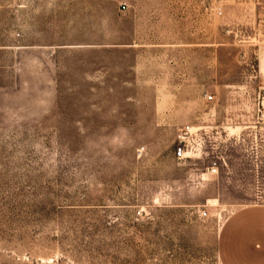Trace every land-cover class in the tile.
<instances>
[{
    "label": "rangeland",
    "instance_id": "374dc122",
    "mask_svg": "<svg viewBox=\"0 0 264 264\" xmlns=\"http://www.w3.org/2000/svg\"><path fill=\"white\" fill-rule=\"evenodd\" d=\"M205 8L211 45L181 39L171 81L182 98L203 84L212 98L157 104L171 118L155 133L75 118L134 105L63 103L60 70L51 94L27 68L0 70V264H220L224 220L264 204V0ZM186 125L196 134L178 160Z\"/></svg>",
    "mask_w": 264,
    "mask_h": 264
},
{
    "label": "crops",
    "instance_id": "0c3cea01",
    "mask_svg": "<svg viewBox=\"0 0 264 264\" xmlns=\"http://www.w3.org/2000/svg\"><path fill=\"white\" fill-rule=\"evenodd\" d=\"M208 17L205 0H6L0 3V70L19 76L27 68L44 94H51L60 70L63 103L134 105L129 112L93 107L75 118L132 129L112 133H155L159 120L171 118L157 104L204 97L205 84L192 86L194 98H182L171 80L178 77L172 63L181 39L192 52L210 47ZM217 253L220 264H264V204L242 206L224 220Z\"/></svg>",
    "mask_w": 264,
    "mask_h": 264
},
{
    "label": "built area",
    "instance_id": "2783aa9c",
    "mask_svg": "<svg viewBox=\"0 0 264 264\" xmlns=\"http://www.w3.org/2000/svg\"><path fill=\"white\" fill-rule=\"evenodd\" d=\"M219 13H221L219 11ZM204 97L207 99V100H211V96L210 95H204ZM263 98V97H262ZM263 102V99L261 101V103ZM196 133L193 132L192 130V127L186 125V126H183L179 129L178 131V140H177V144L174 148V156L176 159L178 160H182V159H185L188 155V150H187V139H189L192 135H195ZM214 171V169L212 170Z\"/></svg>",
    "mask_w": 264,
    "mask_h": 264
}]
</instances>
